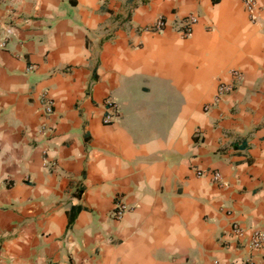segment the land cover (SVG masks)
<instances>
[{
	"label": "crops",
	"instance_id": "0c3cea01",
	"mask_svg": "<svg viewBox=\"0 0 264 264\" xmlns=\"http://www.w3.org/2000/svg\"><path fill=\"white\" fill-rule=\"evenodd\" d=\"M255 2L251 19L244 0H0V264L247 257L224 237L232 221L264 229ZM160 18L165 28L148 30ZM232 70L243 80L204 110ZM253 259L264 264V248Z\"/></svg>",
	"mask_w": 264,
	"mask_h": 264
},
{
	"label": "built area",
	"instance_id": "2783aa9c",
	"mask_svg": "<svg viewBox=\"0 0 264 264\" xmlns=\"http://www.w3.org/2000/svg\"><path fill=\"white\" fill-rule=\"evenodd\" d=\"M244 5L247 13L251 17L254 18V15L257 12V5L255 0H244ZM197 23V18L195 15H188L186 16L183 21L181 27L178 29V32L183 36H188L191 34L193 26ZM165 28V21L160 18L157 19L156 22L148 27V30L158 32ZM0 46H5V40L1 42ZM231 77L230 82H220L218 84L214 101L212 103L206 105L204 110H208L210 107L213 106V102H219L222 99H225L235 87L243 80V75L239 70H232L229 73ZM42 105H43V112L45 117H49L54 112V103L51 98L48 97L47 93H42ZM108 115L105 117L104 122L106 124H110L114 121V113L116 112V106L112 102H108ZM53 130L52 126H49L45 123L42 126V133L45 135H49ZM199 174V176H201ZM212 180L219 181L220 174L213 173ZM127 208L120 200L119 197H116L114 202V210H113V217L115 219H120L126 213ZM226 240L225 245L230 247L232 245L236 246L237 248L244 250L247 252V257L242 259L239 263L232 262L230 264H254L253 254L257 253L258 251L264 248V229L260 226L251 227L249 229L240 225L237 221H232L230 225V232L225 234Z\"/></svg>",
	"mask_w": 264,
	"mask_h": 264
}]
</instances>
